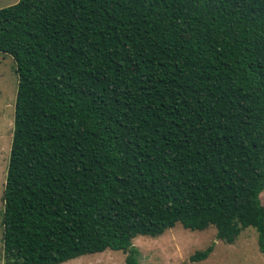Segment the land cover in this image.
<instances>
[{"label": "trees", "instance_id": "obj_1", "mask_svg": "<svg viewBox=\"0 0 264 264\" xmlns=\"http://www.w3.org/2000/svg\"><path fill=\"white\" fill-rule=\"evenodd\" d=\"M2 264L246 227L264 257V0H16ZM212 245L189 256L207 257Z\"/></svg>", "mask_w": 264, "mask_h": 264}, {"label": "rangeland", "instance_id": "obj_2", "mask_svg": "<svg viewBox=\"0 0 264 264\" xmlns=\"http://www.w3.org/2000/svg\"><path fill=\"white\" fill-rule=\"evenodd\" d=\"M16 0H0V8ZM16 92L14 63L9 55L0 54V218L5 170L9 158L12 133L13 105ZM264 204V188L258 194ZM139 264H264L257 248V234L253 227L244 228L232 243L215 239L214 228L189 230L179 223L156 237L140 235L132 239ZM212 245L206 258L190 261L189 256ZM125 253L105 249L69 259L58 264H124ZM0 264H2L0 225Z\"/></svg>", "mask_w": 264, "mask_h": 264}]
</instances>
